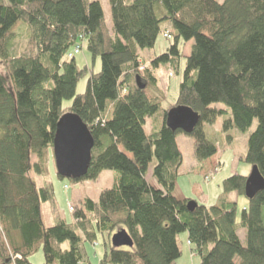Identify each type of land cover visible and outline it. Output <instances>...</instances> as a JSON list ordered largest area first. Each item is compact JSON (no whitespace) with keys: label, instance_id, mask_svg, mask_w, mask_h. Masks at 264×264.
Returning a JSON list of instances; mask_svg holds the SVG:
<instances>
[{"label":"trees","instance_id":"obj_1","mask_svg":"<svg viewBox=\"0 0 264 264\" xmlns=\"http://www.w3.org/2000/svg\"><path fill=\"white\" fill-rule=\"evenodd\" d=\"M107 2L110 28L100 0H0V264H31L39 249L43 264H92L85 244L94 243L96 233L120 229L132 247L110 245L98 264H174L182 232L198 264H264V189L245 198L237 222V202L229 195L245 197L247 175L235 172L222 181L215 203L189 211L193 199L173 195L183 162L176 137L183 132L166 126L173 107L197 113V125L184 134L203 161L217 152L206 124L225 115L224 131L246 132L256 121L242 159L264 178V0ZM161 34L173 41L151 68L141 69L139 51L152 49ZM181 39L193 43L176 100L164 108L154 70L179 69ZM81 40L92 61L100 59L99 71L79 68L68 56ZM88 71L85 90L77 94ZM63 100L71 105L64 108ZM68 112L94 140L86 175L70 180L94 181L111 170L114 184L98 201L86 197L73 207V221L57 219L47 227L41 204L53 201V188L38 187L30 173L48 176L56 124ZM153 159L158 187L146 179Z\"/></svg>","mask_w":264,"mask_h":264},{"label":"rangeland","instance_id":"obj_2","mask_svg":"<svg viewBox=\"0 0 264 264\" xmlns=\"http://www.w3.org/2000/svg\"><path fill=\"white\" fill-rule=\"evenodd\" d=\"M103 8L104 19L107 27H111V16L107 0H100ZM221 1V0H219ZM168 24L165 25V27ZM164 28V27H163ZM173 40H167L163 35L157 37L156 43L152 49L140 50L141 63L140 68L149 67L150 61L155 57L165 52L166 48ZM23 43L22 41H19ZM80 50L73 54L75 62L79 68L83 66L91 69L93 72L100 70V59L96 58L93 62L91 56L86 50V41H78ZM193 41H179V49L182 55L179 69L176 71L169 68V65H161L159 69H155L158 85L165 93V98L162 100V106L167 108L176 100L179 83L182 80V69L184 67V56L190 52V47ZM75 47L70 49L73 52ZM151 68V67H149ZM173 72H172V70ZM4 68L0 65V73L3 74ZM90 71L83 76L76 85V93H82L85 90L86 81ZM71 100H63L62 106L64 108L71 105ZM212 107L225 108L221 103H214ZM227 116L217 117L213 123L206 124L204 127L206 137L212 141L217 148L215 156L200 161L194 155L193 138L184 133H179L176 137L178 146L183 153V162L178 170V178L173 190V195L176 197H186L193 199L198 204H213L216 202L218 195L221 192L222 181L231 176L233 173H246L250 172V166L243 161L246 154L247 139L249 134L255 129L256 121H254L250 129L246 132H240L236 129L228 131L223 130V122ZM151 122L148 120L146 129L149 130ZM155 163L153 159L148 166L146 179L150 181L153 186L158 187V182L152 177L151 171ZM208 175L209 179L206 180ZM30 176L34 179L38 187H43L50 183L53 188L54 198L51 202H44L41 204L42 219L45 226L49 227L55 223L57 219H64L66 222L74 220L73 207L79 206L84 198L88 197L94 201H98L101 191L111 188L114 184L115 172L111 170H103L97 180H83L79 182H72L70 179H60L56 173L53 154L51 151L48 162V176L42 178L31 171ZM66 186V188H65ZM231 198L237 199V212L236 219L239 221L240 213L243 209V203L246 202L245 197L230 194ZM71 207V209H69ZM117 230H115L116 232ZM113 232V234L115 233ZM111 234V236L113 235ZM107 233H96L94 243H86L85 249L89 261L92 264H98L103 258L104 253L109 250L111 245ZM239 238L241 242L245 243L244 229L239 228ZM177 244L181 250V256L174 264H198L199 258L192 251L187 242V232H182L177 235ZM31 264H43V253L39 249L30 258ZM79 264H86L80 262Z\"/></svg>","mask_w":264,"mask_h":264},{"label":"water","instance_id":"obj_3","mask_svg":"<svg viewBox=\"0 0 264 264\" xmlns=\"http://www.w3.org/2000/svg\"><path fill=\"white\" fill-rule=\"evenodd\" d=\"M139 88H144L136 77ZM199 121V116L186 106H176L168 110L166 114V126L172 131L181 130L190 134ZM94 145L87 126L74 113H64L58 120L55 136L52 144V154L56 173L61 178L78 180L86 175L91 149ZM264 189V178L256 165H253L247 175L244 196L252 199L258 192ZM197 202H187V209L193 211ZM112 247H132V241L124 229L117 230L110 239Z\"/></svg>","mask_w":264,"mask_h":264},{"label":"crops","instance_id":"obj_4","mask_svg":"<svg viewBox=\"0 0 264 264\" xmlns=\"http://www.w3.org/2000/svg\"><path fill=\"white\" fill-rule=\"evenodd\" d=\"M215 156V155H214ZM213 157V156H212ZM241 174V173H240ZM242 175H247L246 173H242ZM221 193V192H220ZM220 195V194H219ZM219 195H218V197H219ZM229 197L231 198V196L229 195ZM177 198H186V197H182V196H178ZM232 199H234V198H232ZM235 200V199H234ZM236 202H237V199L235 200ZM203 205H206V206H208V205H211V204H203ZM247 206V201L246 202H244L243 203V208H245ZM239 230V229H238ZM237 234H238V231H237ZM245 238V237H244ZM240 240H242V238H240ZM189 245V244H188ZM190 246V245H189ZM190 251H191V246H190Z\"/></svg>","mask_w":264,"mask_h":264},{"label":"built area","instance_id":"obj_5","mask_svg":"<svg viewBox=\"0 0 264 264\" xmlns=\"http://www.w3.org/2000/svg\"><path fill=\"white\" fill-rule=\"evenodd\" d=\"M80 47H81V46H79V45L76 46L73 52H69V53H68V56L71 57V56H73V54L79 52ZM208 179H209V177H208V175H207V176H206V180H208ZM65 188H66V186H65ZM69 209H71V207H69Z\"/></svg>","mask_w":264,"mask_h":264}]
</instances>
